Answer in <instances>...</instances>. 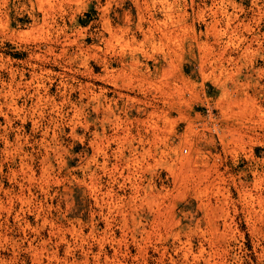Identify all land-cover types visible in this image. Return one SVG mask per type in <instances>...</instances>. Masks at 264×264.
<instances>
[{
	"label": "rangeland",
	"instance_id": "1",
	"mask_svg": "<svg viewBox=\"0 0 264 264\" xmlns=\"http://www.w3.org/2000/svg\"><path fill=\"white\" fill-rule=\"evenodd\" d=\"M0 264H264V0H0Z\"/></svg>",
	"mask_w": 264,
	"mask_h": 264
},
{
	"label": "bare ground",
	"instance_id": "2",
	"mask_svg": "<svg viewBox=\"0 0 264 264\" xmlns=\"http://www.w3.org/2000/svg\"><path fill=\"white\" fill-rule=\"evenodd\" d=\"M109 110V109H108Z\"/></svg>",
	"mask_w": 264,
	"mask_h": 264
}]
</instances>
